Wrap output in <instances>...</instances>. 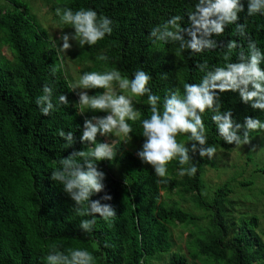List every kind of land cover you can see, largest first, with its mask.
<instances>
[{
  "label": "trees",
  "instance_id": "16d2710c",
  "mask_svg": "<svg viewBox=\"0 0 264 264\" xmlns=\"http://www.w3.org/2000/svg\"><path fill=\"white\" fill-rule=\"evenodd\" d=\"M3 1L10 7L0 5V47L5 46L9 53V58L0 53V264H46L45 257L54 247L86 248L95 256V264H148L162 253H168L166 264H187L188 259L192 264H264V244L255 231L257 217L250 216L235 227L226 222L223 207L230 192L228 183L215 186L210 196L201 193L204 158L194 157L198 167L194 177H180V165L173 160L168 165L169 182L161 184L153 169L120 140L113 143L118 152L115 160L98 163L106 174L104 192L90 198L110 204L117 216L114 222L107 223L97 214L91 232L80 229V221L90 217L77 215L62 186L50 176L62 157L74 149L87 150L88 146L79 142L83 122L103 113L79 114L74 92L63 75L58 48L24 2ZM195 2L55 0L51 9L91 8L113 21L110 36L94 46L72 51L78 62L89 63L81 74L117 68L131 78L137 69H143L152 76V91L163 97L169 89L179 87L182 91L185 82L198 83L203 75L195 67L198 62H222L221 49L191 55L186 51L177 56L173 45L153 44L148 38L153 27L172 15L184 16L187 24V13ZM243 2L246 9V0ZM240 16V22L247 24V37H236L234 25H229L223 36L215 39L225 43L237 39L245 49L251 39L264 51V15L249 17L245 12ZM100 55H106L108 60H98ZM54 65L61 67L53 76L50 69ZM162 73H167L166 79L161 78ZM46 83L54 87L55 107L49 116H43L35 103ZM88 91L91 95L104 90ZM61 94L71 102L69 105L59 103ZM134 99L139 101L136 107L143 115H150L146 97ZM221 100L225 109H232L238 122L242 123L245 116L264 120V113L242 103L238 93H223ZM204 120L209 145L222 149L234 146L224 143L217 134L211 113ZM60 129L74 133L76 143L71 148L67 149L58 135ZM141 131L139 122L133 123L131 143H136L138 149L143 143ZM97 139L102 142L100 137ZM178 139L190 143L186 135ZM256 170L264 173V165ZM106 193L111 200L101 199ZM172 193L187 196L204 214L196 215L162 198ZM261 218L264 236V209ZM175 225L186 229L184 253L169 251V228Z\"/></svg>",
  "mask_w": 264,
  "mask_h": 264
},
{
  "label": "clouds",
  "instance_id": "9594fccd",
  "mask_svg": "<svg viewBox=\"0 0 264 264\" xmlns=\"http://www.w3.org/2000/svg\"><path fill=\"white\" fill-rule=\"evenodd\" d=\"M246 16L264 15V0H196L193 10L187 13V24L182 15H172L162 24L153 27L149 40L153 44H171L175 55L201 54L221 49V63L210 65L207 60L195 67L203 75L198 83L183 84L167 90L166 94H156L150 83L152 76L143 69H137L129 78L117 68L104 71L84 72L79 80L71 82V91L76 94L80 113H103L92 115L83 122L79 142L87 145V150H73L59 160V167L51 173L50 179L62 186V191L73 202L77 215L90 217L80 221V229L91 232L96 225L97 214L107 223L114 222L116 212L110 204L90 199L93 194L104 192L106 174L98 166L100 161L113 162L117 155L113 143L99 142L98 136L119 135L125 143H131L133 123L139 122L143 143L136 151L140 161L149 165L158 182L167 184L170 176L168 165L178 161V175L194 177L198 171L194 157L212 159L217 149L208 144V127L204 117L211 113V121L224 143L241 148L251 142L252 132L264 133V120L245 116L238 122L231 108H224L221 94L238 93L240 101L253 110L264 113V51L255 41L248 39L247 48L237 40L225 42L215 39L222 37L229 25H234L236 37H247V24L240 22L241 13ZM55 15L61 25L73 31H61L58 50L66 55L72 49V42L79 48L91 47L113 32V21L91 8L73 10L70 7H56ZM235 57V59H233ZM107 61L106 55L97 57ZM61 65H54L50 72L54 76ZM162 79L167 73L161 74ZM117 88L119 91H117ZM104 90L89 94L88 90ZM54 87L45 84L42 94L35 103L43 116L54 110ZM146 97L150 115L144 116L136 107L134 98ZM61 105L71 102L63 94L59 95ZM224 109V110H222ZM132 122V123H129ZM58 135L66 142V148L76 143L71 131L58 130ZM187 136L190 143L178 140ZM109 194L102 200H111ZM91 251L81 247L61 250L54 247L45 257L46 264H95Z\"/></svg>",
  "mask_w": 264,
  "mask_h": 264
},
{
  "label": "rangeland",
  "instance_id": "374dc122",
  "mask_svg": "<svg viewBox=\"0 0 264 264\" xmlns=\"http://www.w3.org/2000/svg\"><path fill=\"white\" fill-rule=\"evenodd\" d=\"M21 1L28 6L38 24L46 31L50 41L55 46H59L61 31H73L61 25L59 19L55 15V11L51 9V5L55 0ZM0 5L4 8L10 7V5L3 0H0ZM72 44V49L67 51L66 55L58 50L61 58L63 75L68 80L69 84L79 80L82 75L80 73L81 69L89 65L88 62H78L76 60L72 55V51L77 50L79 47L75 42H72ZM0 53L9 58V53L5 46L0 47ZM78 91L79 90L73 91L76 103L78 102V96L76 94ZM117 91H119L118 88ZM251 136V142L247 145H242L241 148H236L235 146L228 149L216 147L217 152L212 159L204 157L206 162L202 166L201 193L205 196H210L215 186L227 182L230 187V192L227 195V200L223 207L227 219L226 222H231L235 227L240 221H246L250 216H256L257 227L255 231L264 244V236L261 234V212L264 209V173L256 170L258 167L264 165V133L252 132ZM100 138L102 142L107 143H114L116 140H120L123 146L132 150L134 154H136L138 150V145L136 143H125L123 139L115 133ZM240 182H245L247 184L241 185L239 184ZM162 198L166 202H175V204L182 209L196 215L204 214L201 210L193 206L187 196H178L172 193L162 195ZM185 237V227L181 225L170 227L169 251L184 253ZM167 259L168 253H162L156 258L150 259L148 264H166ZM187 264H192V262L188 259Z\"/></svg>",
  "mask_w": 264,
  "mask_h": 264
}]
</instances>
